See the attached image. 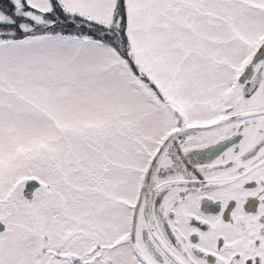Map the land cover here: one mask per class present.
Instances as JSON below:
<instances>
[{"label": "snow or ice", "instance_id": "6c2138e0", "mask_svg": "<svg viewBox=\"0 0 264 264\" xmlns=\"http://www.w3.org/2000/svg\"><path fill=\"white\" fill-rule=\"evenodd\" d=\"M0 264H264V0H0Z\"/></svg>", "mask_w": 264, "mask_h": 264}]
</instances>
